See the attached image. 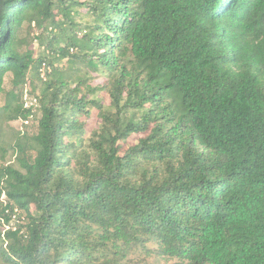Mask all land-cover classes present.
<instances>
[{"label": "trees", "instance_id": "obj_1", "mask_svg": "<svg viewBox=\"0 0 264 264\" xmlns=\"http://www.w3.org/2000/svg\"><path fill=\"white\" fill-rule=\"evenodd\" d=\"M148 258L264 264V0H0V264Z\"/></svg>", "mask_w": 264, "mask_h": 264}, {"label": "rangeland", "instance_id": "obj_2", "mask_svg": "<svg viewBox=\"0 0 264 264\" xmlns=\"http://www.w3.org/2000/svg\"><path fill=\"white\" fill-rule=\"evenodd\" d=\"M30 48L34 51V54H38L39 52V46L37 44V41L34 40L31 45ZM94 77L92 78L91 84L96 85L98 83H100L102 81L101 78H99L97 75H93ZM7 81V79H6ZM22 98L23 100L26 102L25 106H30L33 105V101H32V97L29 94V89L28 88H24L22 90ZM100 99H103L104 103H107V99L105 98V95L103 93H100ZM32 102V103H31ZM97 115H96V110H92L91 113V118L89 119V128L93 127V125L97 122ZM12 126V129H14L15 131L18 130H27V131H31L34 132L35 131V127H36V123L35 120L30 119L28 122H23L20 120L14 121L10 123ZM12 159V158H9ZM165 260L161 259V258H148L146 261V264H164ZM144 264V263H143Z\"/></svg>", "mask_w": 264, "mask_h": 264}, {"label": "built area", "instance_id": "obj_3", "mask_svg": "<svg viewBox=\"0 0 264 264\" xmlns=\"http://www.w3.org/2000/svg\"><path fill=\"white\" fill-rule=\"evenodd\" d=\"M44 75V68L41 69V76L43 77Z\"/></svg>", "mask_w": 264, "mask_h": 264}]
</instances>
